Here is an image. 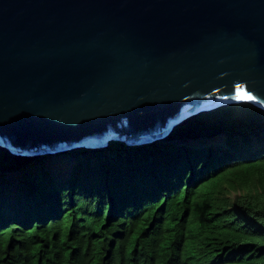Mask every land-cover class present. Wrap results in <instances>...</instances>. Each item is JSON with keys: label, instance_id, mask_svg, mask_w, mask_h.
I'll list each match as a JSON object with an SVG mask.
<instances>
[{"label": "water", "instance_id": "obj_1", "mask_svg": "<svg viewBox=\"0 0 264 264\" xmlns=\"http://www.w3.org/2000/svg\"><path fill=\"white\" fill-rule=\"evenodd\" d=\"M264 111V0H0V150L140 147Z\"/></svg>", "mask_w": 264, "mask_h": 264}, {"label": "trees", "instance_id": "obj_2", "mask_svg": "<svg viewBox=\"0 0 264 264\" xmlns=\"http://www.w3.org/2000/svg\"><path fill=\"white\" fill-rule=\"evenodd\" d=\"M107 151L75 152L67 189L21 168L27 198L0 205V264H264V111L224 107L166 142ZM12 157L0 150V185Z\"/></svg>", "mask_w": 264, "mask_h": 264}, {"label": "rangeland", "instance_id": "obj_3", "mask_svg": "<svg viewBox=\"0 0 264 264\" xmlns=\"http://www.w3.org/2000/svg\"><path fill=\"white\" fill-rule=\"evenodd\" d=\"M201 140H204V139H195L194 140V139H190V138H183V139L176 141L175 144L185 146L187 144H193L195 142L197 143ZM166 141H164V142H166ZM157 144H159V143H157ZM157 144L154 143L152 145L145 146V147L150 148L151 146H154ZM1 151L3 152V150H1ZM75 152H77V150L66 152V153H61L59 155H55V156H52L50 158L42 159L39 157L34 161H31L30 159L24 158V157H20V159H16L15 157H17V156L11 155L15 158V161L18 162L19 165L17 167H13L14 169H12V168L11 169L10 168L5 169L6 172H9L11 176L8 175L7 182H5L4 184L1 183V185H0V202H1L0 205L2 206L3 210L6 209V210L18 211V208L16 209V207H15V204H16L15 202H17L18 199H16L15 201H12L11 200L12 193L10 191L17 189L18 193H16V194L22 195V197L20 198L21 201H25V198H27V196H25V193H23V192L21 193L19 191V188H18L19 186L22 185V181H23V179H21V177H20L21 173H22L20 171L21 168H23L24 171H27V173L31 179L33 178L35 180V186L36 187H37V184H40V183H41V187L46 185L49 181V178L50 179H52V178L56 179L57 178V180L60 181L61 184L66 183L65 185L61 186L58 189H62V188L67 189L68 187H70V185H73V184L67 183V181L69 180V177H70V179L73 178V176H72L73 163H75L76 161H80V159L85 158L83 153L81 155L77 156L75 154ZM74 154L76 156H74ZM96 154H100V155L102 154L103 155V157L101 158L102 161H104L105 158L108 155H110V153H108V151L99 152ZM23 164H24V166H23ZM18 167H20V168H18ZM83 182H84L83 184H85V186L89 187L88 185H90V184L86 183V180H84ZM20 190H21V188H20ZM6 192H8V193H6ZM232 197H233V195H232ZM12 205H14V207ZM53 206H55V204ZM10 208H12V209H10ZM6 212L9 213L8 211H6Z\"/></svg>", "mask_w": 264, "mask_h": 264}, {"label": "bare ground", "instance_id": "obj_4", "mask_svg": "<svg viewBox=\"0 0 264 264\" xmlns=\"http://www.w3.org/2000/svg\"><path fill=\"white\" fill-rule=\"evenodd\" d=\"M170 136V135H169ZM168 136V137H169ZM168 137H166L165 139H163V140H160V141H158V142H154L155 144H157V143H161V142H164V141H166L167 139H168ZM154 143H152V144H154ZM152 144H149V145H152ZM149 145H141L140 147H145V146H149ZM130 147V146H129ZM132 148H139L138 146H135V147H132ZM82 149H84V148H82ZM74 150H81V149H72V150H70V151H74ZM84 150H87V151H91V152H96V153H99V152H103V151H107L108 150V146L107 147H105V148H103V149H99V150H92V149H84ZM70 151H67V152H70ZM61 153H66V152H61ZM61 153H57V154H47V155H44V156H42V157H40V158H42V159H44V158H50V157H52V156H55V155H59V154H61ZM16 159H20V157H15ZM14 158V159H15ZM37 158H39V157H34V158H32V159H30L31 161H34V160H36ZM23 167V166H22ZM27 168V167H26ZM23 169V168H22ZM11 200H13L12 199V195H11Z\"/></svg>", "mask_w": 264, "mask_h": 264}, {"label": "clouds", "instance_id": "obj_5", "mask_svg": "<svg viewBox=\"0 0 264 264\" xmlns=\"http://www.w3.org/2000/svg\"><path fill=\"white\" fill-rule=\"evenodd\" d=\"M109 146V145H108Z\"/></svg>", "mask_w": 264, "mask_h": 264}]
</instances>
